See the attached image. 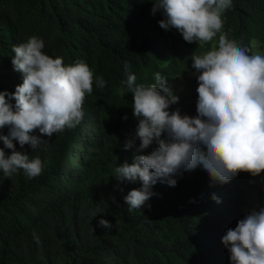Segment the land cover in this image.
<instances>
[{"label":"trees","instance_id":"obj_1","mask_svg":"<svg viewBox=\"0 0 264 264\" xmlns=\"http://www.w3.org/2000/svg\"><path fill=\"white\" fill-rule=\"evenodd\" d=\"M154 2L0 0V92L13 94L23 83L12 48L33 35L53 59L66 66L82 60L94 73L77 126L51 138L34 130L30 135L47 140L35 150L13 141L15 151L41 159L42 172L29 178L23 170L5 176L0 169V264H231L222 237L243 219L246 189H256L252 180L264 172L221 183L197 165L174 176L175 187L157 181L152 197L131 211L125 197L142 182L114 177L116 167L158 147L154 141L140 150L124 64L138 85L155 83L159 72L172 92L179 73H194L193 54L218 46L220 33L206 44L188 43L178 30L162 29L158 21L165 17L152 14ZM221 18V32L249 54L253 41L264 45V0H232ZM101 76L103 89L95 82ZM6 100L14 109L15 100ZM0 148L12 154L2 140ZM101 219L111 227H101Z\"/></svg>","mask_w":264,"mask_h":264},{"label":"clouds","instance_id":"obj_2","mask_svg":"<svg viewBox=\"0 0 264 264\" xmlns=\"http://www.w3.org/2000/svg\"><path fill=\"white\" fill-rule=\"evenodd\" d=\"M231 7L232 0L153 3L152 14L160 11L165 17L158 21L159 26L166 31L178 30L188 43L206 44L220 35L218 46L192 56V67L199 73L195 118L182 116L179 109L168 111L179 98L172 94L165 76L157 72L155 83L138 85L137 77L128 72L130 65L124 64L127 79L123 84L133 97L140 150L148 149L154 141L158 144L150 154L136 156L131 165L125 162L115 168L118 182H142L140 189L125 197L130 211L139 210L152 197L151 187L157 181L175 187L173 177L197 165L221 183L241 172L253 177L264 172V54H249V47L221 32L222 14ZM44 47V41L33 35L12 48L15 55L11 62L22 74L23 83L13 94L0 92V129H9L0 140L13 150L6 157L0 148V169L5 176L17 170L29 178L39 176L41 159L15 151L13 141L35 150L47 140L30 135L34 130L51 138L66 127L77 126L83 117L85 95L93 91L94 73L84 61L66 66L63 58L45 54ZM95 82L101 89L107 83L102 76ZM9 96L15 100L14 109L6 100ZM131 146V141L127 142L125 150ZM213 199L219 203L217 197ZM99 225L111 227L103 219ZM222 243L231 254V264H264V208L251 211L234 229H228Z\"/></svg>","mask_w":264,"mask_h":264},{"label":"rangeland","instance_id":"obj_3","mask_svg":"<svg viewBox=\"0 0 264 264\" xmlns=\"http://www.w3.org/2000/svg\"><path fill=\"white\" fill-rule=\"evenodd\" d=\"M252 48L253 54H264V45L253 41ZM198 75L199 73L194 69L193 74L181 72L175 77L172 94L179 99L176 104L171 105L172 112L179 109L182 116L187 115L195 118L198 115ZM252 183L256 185L257 188L246 189L244 195L245 204L242 209L244 213L243 218L253 210L264 208V176L253 179Z\"/></svg>","mask_w":264,"mask_h":264}]
</instances>
